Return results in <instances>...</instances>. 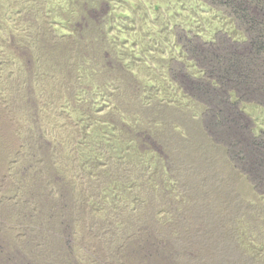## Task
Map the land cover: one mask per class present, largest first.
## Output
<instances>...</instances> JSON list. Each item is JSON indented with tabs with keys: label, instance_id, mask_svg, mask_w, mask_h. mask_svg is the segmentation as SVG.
I'll list each match as a JSON object with an SVG mask.
<instances>
[{
	"label": "rangeland",
	"instance_id": "obj_1",
	"mask_svg": "<svg viewBox=\"0 0 264 264\" xmlns=\"http://www.w3.org/2000/svg\"><path fill=\"white\" fill-rule=\"evenodd\" d=\"M0 264H264V0H0Z\"/></svg>",
	"mask_w": 264,
	"mask_h": 264
}]
</instances>
